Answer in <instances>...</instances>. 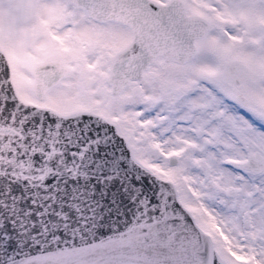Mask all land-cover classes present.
I'll use <instances>...</instances> for the list:
<instances>
[{
  "label": "snow or ice",
  "instance_id": "obj_1",
  "mask_svg": "<svg viewBox=\"0 0 264 264\" xmlns=\"http://www.w3.org/2000/svg\"><path fill=\"white\" fill-rule=\"evenodd\" d=\"M0 264H264V0H0Z\"/></svg>",
  "mask_w": 264,
  "mask_h": 264
}]
</instances>
